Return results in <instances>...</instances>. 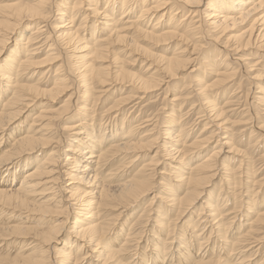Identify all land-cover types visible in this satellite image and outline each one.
<instances>
[{"label": "bare ground", "instance_id": "6f19581e", "mask_svg": "<svg viewBox=\"0 0 264 264\" xmlns=\"http://www.w3.org/2000/svg\"><path fill=\"white\" fill-rule=\"evenodd\" d=\"M5 1L0 0V55L6 53L9 40L12 43L15 39V45L7 51L4 60L0 57V60H3L2 63L0 62V144L5 138L3 131H9L12 126L21 121L23 123L9 131L7 135L9 141L5 142L7 149L0 156V211L3 208L13 212V214L11 211L10 215L7 214L8 222L15 223V218L21 220L19 224L5 225L6 227H2L1 231L3 230L11 237L32 236L34 241H38V248L35 246L29 254H25V250L31 248L26 245L28 247H23L14 257H10L13 253L11 255L8 253L10 256L3 258V261L6 260L8 264H47V261L52 264H81L93 254V258H95L86 264H93V261L94 264H248L252 261L254 251L250 253L251 255L246 256L244 253L251 249L244 250V248L251 244H257L261 239L257 233L261 227H264V207L261 211L252 213L251 217L246 215L253 211V206L257 205L255 198L252 197L255 195V191L252 195L250 194L252 188H249L257 182L251 177L253 165L243 158L225 156V154L234 152L231 134L221 126L224 121L222 115L226 112L225 108L230 103L231 96L225 100L222 107L215 104L221 91L236 76L237 70L246 73L251 67L249 62L242 63L240 59H234L238 64L237 69L233 68L232 70V66L228 69V64L225 69H217L216 60L214 63L212 61L215 59L213 53L205 54L204 49L206 44L214 38L218 39L222 33H227L246 23V25L249 24L246 30L238 35L230 36L225 43L221 44L226 46L229 43V48L233 47L231 50L236 54L251 46L264 52V0H152L155 3H148V0H87V8L79 15L81 17L79 22V18L74 12L83 4L81 0H75L72 5L68 0H61L57 4L51 3L48 6L46 2H53V0H25L21 2L18 0V2L10 4ZM98 3L104 7L99 9ZM50 8H54L55 11H50ZM54 13H57L56 23L58 25L52 26L53 31L46 33L45 31L50 27L47 21ZM93 16L103 21L97 20L96 23L95 20L92 29L85 32L87 23ZM164 18L168 20L164 22ZM183 22L185 23L183 24ZM98 23L102 25V29ZM144 26L146 28H142ZM212 34H215L216 37ZM51 39L60 43L59 45L64 50L65 48L71 49L69 57L73 60L72 75L75 73V79L79 81V84L90 88H84L85 90L81 92V103L76 102L77 104L75 103L73 106L68 105L72 93L65 100L63 108L58 111V114L56 113L57 115L48 114L46 111L48 105L44 104L41 110L37 111L38 114L26 122L24 119L31 117L28 112L36 99L59 97L70 86L68 81L71 76L60 74L59 68L54 70V75H49L53 67L48 66L56 60L55 56H51L53 51L51 47L54 42L48 45ZM139 40L150 45V49L139 44ZM172 42H176L173 51L169 49ZM159 44L169 45L161 50L170 56L152 52L158 48ZM40 53L50 54H46L47 56L42 62H34ZM134 55L137 57L134 58ZM246 55H250V52ZM200 56L202 57V68L207 69L212 66L214 79L210 84L201 83L200 77L199 80L195 79L199 88L192 89L191 92L173 90L176 93L166 102L168 106V117L164 122L166 128L159 132L165 140L158 147L153 145L157 135L154 137L151 135L157 125L154 124L155 122L149 125L154 120L153 113V115H144L145 118L140 116L134 124L131 119H128L129 113H127L117 123L116 116L121 110V106L120 103L115 102L103 111L99 127L92 123L96 117L98 102L109 91L105 89V86H112L118 81L127 80L129 86L133 87L136 97L141 99L145 98L144 95L147 92L160 91L165 87L163 89L164 101L166 100V89L172 87V81L180 72L189 69L188 65L195 62L196 59L199 60ZM130 57L134 58L133 62L141 64V73L144 75H134L125 70L124 61L129 62L128 58ZM195 57L197 58L195 59ZM108 58L110 62L107 66L103 67L100 64L95 67V63ZM255 59L257 60L255 65L264 62V57ZM250 60L252 61V59ZM116 62L118 65H114ZM148 62L150 63L147 65ZM39 66H44V70H35ZM109 66H112L109 68L110 70L115 69V71H111V74L108 71ZM142 66L147 67L144 69ZM69 69L67 70L69 71ZM150 71L153 72L150 73ZM36 72L41 73L34 81ZM192 73L198 74L194 68L190 69L189 74ZM28 74L27 78L23 77ZM48 75L51 79L46 81L49 78ZM90 82L96 83L100 89L94 98L90 96ZM255 85L253 84V86ZM191 93L195 94V97L200 94L204 96L201 99L204 108L200 107V111L198 110L196 115L197 118H194V121H199V118L204 116L205 122L201 133L210 130V135L213 137L216 131H224L221 134L224 142L216 141L214 147L204 157L201 156L205 153L203 152L205 144L212 137L210 136L206 140L202 134L187 145L189 127L198 121L192 122L195 124L186 122V118H183L187 116V113L179 115L181 121H178L179 118L177 119L175 115V113H182L183 104ZM158 96L159 94L156 97ZM259 98L258 100H261L259 102L264 104V98ZM48 102L52 101L48 99ZM137 104L135 103L130 109L134 110L135 106H138ZM73 114H77V117H73ZM143 118L145 120L141 122ZM220 120L221 123L218 122ZM174 121H178V125H171ZM254 121L256 122V120ZM53 122L59 126L60 135L58 136L61 142L67 137L70 138L67 142L69 144L66 153L61 157L60 155L54 157V150L53 153L46 154L48 157L46 156L44 159H27L26 163L16 170V158L21 155H30L31 152L48 146L50 137L48 138L47 134L50 133L49 128ZM188 123L189 126L186 127ZM142 124L152 126V128L141 127ZM261 127L262 125L257 126L254 123L250 128L252 129L250 136H253L255 130L260 132L257 142L261 139L264 140V129ZM57 142L50 143L58 144ZM224 147H227L228 150L224 151ZM153 148L157 149L154 156L144 161L136 173L132 175L136 168L134 167L128 173L127 179L114 182L110 178L109 182L104 181V173L114 161L110 159L111 156L114 158L121 156L127 160L125 163L127 167L124 164L123 166L128 169L145 158V152L153 150ZM157 155H161L163 159L169 161L162 163L163 169L160 171L157 170L158 166H161L156 158ZM7 164L10 165L9 169L5 167ZM114 171L117 172V170ZM155 175H158L160 180L166 184L161 190L163 196L158 197V194L155 195L156 197L154 196L155 200H159V205L157 204L155 232L151 235L153 241L147 240V245L142 251V247L136 245V242H140L141 239L136 237L142 235V232L135 235L127 232L124 235L119 229L115 233L116 237L114 234L112 235L115 239L110 241L108 247H100L104 236L110 232L108 222L98 217L100 208L114 209L117 212L113 216L116 220L123 213L120 211L121 209L126 210L131 202L139 199L149 190L150 180ZM219 176L221 181L227 182L228 197L231 196L233 203V207L230 209L228 208L230 199L220 196L222 189L216 198L208 189ZM241 176H245V179H241ZM17 177L20 178L19 182H16ZM170 177L173 178L174 183H170V179H168ZM118 178L121 179V176ZM248 179L251 180L249 187L246 186L249 183ZM242 183L245 184L246 193L244 195L246 209L243 214L238 211L242 208L241 205L236 203L238 202L236 201L238 200L237 194L242 191L239 192L235 189ZM36 196H40L37 199L45 200L36 204L31 200V197ZM202 196H206L205 201L201 203L202 209L200 210H204V217L200 215L203 220L201 222L197 220L198 223L195 222L191 225L189 217L183 223V229L181 226L179 232L175 231L177 220L188 213L194 202ZM162 203L167 206V209ZM64 206L66 207L64 208ZM62 208L66 209L65 213L79 209V212L75 214L77 218L71 225L68 218L60 220L58 217L52 216L54 209ZM14 211H23L24 215H20L22 218L17 217ZM168 213L173 215L172 220L168 218L170 216ZM38 215L39 218H36L35 216ZM243 217L250 218L244 220L246 222L243 224L240 221ZM11 219L13 220L11 221ZM236 220L239 223L233 225ZM26 223L33 224V227L25 226ZM125 223L126 221L123 224L125 225ZM134 224L135 222L131 223L130 227L132 228ZM207 224L209 227L206 230ZM198 226H201L200 229H202L199 233L195 230ZM231 227L234 232L229 235L228 231ZM68 230L72 237L71 241L64 242L62 240L59 242ZM205 231H207L206 235L203 234ZM119 240L120 244H118ZM58 243L61 244L60 248L53 247ZM173 243L177 248L172 247ZM116 247L118 248L116 249Z\"/></svg>", "mask_w": 264, "mask_h": 264}, {"label": "rangeland", "instance_id": "374dc122", "mask_svg": "<svg viewBox=\"0 0 264 264\" xmlns=\"http://www.w3.org/2000/svg\"><path fill=\"white\" fill-rule=\"evenodd\" d=\"M15 1L18 2V0H6L5 3L10 4V3H14ZM21 1H25V0H19V2H21ZM60 1L61 0H53V2L47 1L46 3H47V6H48L51 3H56L57 4ZM68 1H69L70 5H72L75 2V0H68ZM81 1L83 2V4L81 5L80 8H78V10H77L78 12L77 11L74 12V13L77 14V17L79 18L78 19V22L81 20V17H79V15H81V13L84 12V10L87 8L86 7L87 6L86 5V1L87 0H81ZM147 2L148 3H155V2H152V0H148ZM98 7H99V9H102L104 7V5L101 6L98 3ZM50 11H55V9L54 8H50ZM51 16H52L51 19L47 21V22H49V26L50 27H48L49 29L45 31L46 33L50 32V31H53L51 29L52 26L58 25L56 23L57 22V18H58L57 13L56 14L54 13ZM93 17H91L90 18V21L87 23V26L85 28L86 29L85 32H87V31H89V30L92 29V26L94 24L93 22L95 20H96V23L98 22L97 20H101V19L96 18L95 16H93ZM167 20H168L167 18H164V22H166ZM101 21H103V20H101ZM184 23L185 22H183V24ZM98 26L100 27V29H102V25L101 24L98 23ZM158 26H160V25H158ZM248 27H249V24L246 25V23H245V24H242L240 26H237L236 28H234L233 30H231V31H229L227 33H222L218 37V39L215 40V38H214V40H212V41H210V43L206 44V47L204 49L205 50L204 52H205V54L211 53V52L213 53V56H214L215 59H213L212 61L214 63V61L216 60L215 63L217 64V69H225V67H226L227 64H228V69L231 68V66H232V70H233V68H236L237 69V65L238 64L235 62L234 59H237V60L240 59L242 61V63L243 62L244 63H248L249 62L248 64L251 67L246 73L245 72H242V71L241 72H238V70H237V72L235 73L236 76L231 79V82H229V84L226 86V88L221 91L220 97L215 101V104H217L218 107H222L223 104H224V102H225V100L231 96L230 99H229V102L230 103L225 108L226 112H224L223 115H222L224 117V121L223 122L221 120L218 121L219 123L222 122L221 123L222 129H224L227 133L231 134L230 137L232 139V142L231 143L233 145L234 152L229 153V154H225V156L226 157L233 156V157L239 158V159H242L243 158L246 162H249L250 161L252 163V165H253L252 166V175H251V177H252V180H254L255 182L257 181V182L256 183L255 182H252V183H255V184H252V186H251V182H250L251 180L248 179L249 180V183L246 184V186H248V187L251 186V187H249L250 189L252 188L251 189L252 191H250V194L253 195L254 194V191H255V195H253L252 197L255 198V199L254 198L253 199L255 200V204H257V205H255V206L252 207L253 208V211L252 212L246 213L247 216H250L251 217L252 213L254 214V212L255 211H258V210L261 211L262 208L264 207V205H263L264 204V201H263V198H264V146H263L264 140L261 139V140H259L257 142V136L260 134V132L258 130H255V132L253 133V136H250L251 135L250 134V131L252 130L250 128H251V125H253L254 123H255V125L257 124V126L258 125L259 126L262 125L261 129H264V106H263L264 104L262 102L261 103L259 102L261 100H258L259 97L262 98V99L264 98V95H262V94H264L263 93L264 92L263 91L264 90V68H263L264 67V62H262V64H260V65H255V63L257 62V60L255 58H257V57H264V55H262V54H264V52L251 46V47H249L246 50H240V52H238L236 54L235 52H233L231 50L233 47H230L229 48V43L226 46H223L221 44L222 42L225 43V41H227V39L230 36L238 35L241 32H243L244 30H246ZM142 28H146V27L144 26ZM44 30H45V28H44ZM226 34H228V35H226ZM212 35H214V37H216L215 34H212ZM8 42H9V44H8V48L6 50V53H3V54L0 55V57L3 58V60L5 59V57H6L7 53H8L7 51L8 50H11L14 47V45H15V39L12 41V43H11V40H9ZM138 42L142 46H145L146 48L150 49V45H146L145 42H142L141 40H139ZM52 43H53V46L51 47V49H53V51L51 52V56H53V57L55 56L54 58L56 60L54 62H52V64H49V66H48V67H53L49 75H54L55 74V71L54 70L55 69L57 70V68H59L58 71H59L60 74L71 76V78L69 77V81H68V84L70 86L68 87L67 91L64 94H62L61 96H59V97H54V98H48L47 97V98H39V99H36L35 102L32 105V108L28 112V114H30L31 117L29 119H24L26 122H29L35 115H37L38 112H39V110H41L42 105H44V104L45 105H48V109L46 110L48 114L51 113L53 116L57 115L59 113L58 111L63 108V104H64L65 100L72 93L74 95H76V96H74L73 94L70 96V98H69V103L70 104L68 103V105H72L73 106L76 102L77 103H81L80 102V100H82L81 99V92L84 91L87 87H89V86H84L81 83L79 84V81H77V79H75L76 78L75 73H74V75H72L73 72L71 70V68H72L71 65L73 63V60L69 57L70 54H71V52H70L71 49L70 48H67V49L65 48V50H64V48H62V46L59 45L60 43H57V42L53 41L52 39L48 42V45H50ZM172 43L173 44H172L171 48H169V49L173 51V49L175 48V43L176 42H172ZM116 47H119V46H116ZM167 47H169V45L159 44L158 45V48L156 50H153L152 52L155 53V54H163L164 56H170L168 54L163 53V51L161 50V48H167ZM46 49H47V47H46ZM55 51H57V52L59 51V53H57ZM65 52H66V54H64ZM249 52H250V55L247 56L246 54L249 53ZM253 52H254V55H253ZM46 54L48 55L50 53H40L34 59V62H36V61H37V63L38 62L39 63L42 62L44 60L45 56H47ZM205 54H203V55H205ZM65 55H66V57H65ZM198 56H199V54H198ZM60 57H61L62 60L60 59ZM126 57H128V56H126ZM135 57H137V56L134 55V58ZM64 58H65V60H64ZM134 58H131V57L128 58V60H130L129 62L126 61V60L125 61L123 60L124 61V68H125V70H127L129 73H133L134 75H138V74L139 75H144V74L141 73L142 72L141 64L139 62H136V61L133 62ZM196 58L197 57H195V59ZM201 58L202 57L200 56V59H199L200 62H199L198 59H196L195 62H193L192 64L188 65V67H190L189 69L183 70L182 72H180L179 75L176 76V78L172 81V87L170 89H168V90L166 89V91H167L166 93L167 94H166V100H164V101H163V98H164L165 95H163L164 94L163 89H165V87H163L160 91L156 90V91L147 92L144 95L145 98L141 99L138 96H137L138 98L136 97L135 92H133V87L131 85L129 86V84L127 83L128 82L127 80L118 81L117 84H112V86H105V89H107L109 91L106 94H104V96H103L104 98H101L100 101L98 102L99 104L96 107L97 108L96 117L94 118V120H93L92 123H94V125H96V126L99 127L100 118L102 116L103 111L106 110L107 108H109L115 102L116 103H120V106H121V110L118 111L119 114L117 113V116H116V120H117L116 122L117 123H119V121L121 119H123V116L125 117V115L127 113H129L128 116H127L128 119L129 120L131 119L132 120L131 122H133V124L135 123V121L137 122V120L140 118V116L142 117L144 115L146 116L147 114L149 115V114H152L153 113L155 115V117L153 118L154 120L151 123H149V125L152 124L153 122H155L154 124L158 126V127L155 126V128L153 129V131L151 133V135H153V137H154V135L155 136L157 135L156 136L157 139L154 140L155 142L153 141L154 142L153 145L155 147H158L163 142V140H165V139H163L161 133H159V132H161V130H163V129L166 128L165 127L166 124L164 122L166 121V119L168 117V109H167L168 106L166 105L167 99L168 100L171 99L173 97V95L177 91L178 92H180V91H183V92H185V91H188L189 92L190 91L191 92L192 89L197 90L199 87H198V85H196V82L195 81L196 80H199L198 79L199 77L201 79L200 80L201 83H207V84H210L213 81V79H214V77L212 76L214 74L212 72V66L209 67V68H207V69L202 68V66H201ZM250 59H252V61ZM3 60L1 59L0 62L2 63ZM104 60H106V61H104ZM104 60H102V62L100 61V62L95 63L94 64L95 67L99 66L100 64L103 67H105V65L107 66L109 64V62H110L109 61V58L108 59H104ZM66 61H67V63H66ZM62 62H64V63H62ZM117 62H119V61H117ZM117 62L114 65H118ZM250 62H251V64H250ZM68 63H70V65H68ZM149 63L150 62H148L147 65ZM213 63H211V64H213ZM192 66H194V67H192ZM111 67L112 66H109L108 67V71H109L110 74H111V71L112 72L115 71L114 68L112 70H110L109 68H111ZM142 67H144V69H145L147 66H142ZM261 67L263 68L262 70L260 69ZM192 68L196 69L197 72H198V74H196V73L189 74L190 69H192ZM67 69H69V71ZM35 70L42 71V70H44V66H39L38 68H35ZM65 71H67V72H65ZM152 72L153 71H150V73H152ZM40 73L41 72H36L35 73L36 75L33 78L34 81L36 79H38V75ZM112 74L114 75V73H112ZM194 74L196 76L195 78H194ZM49 75H48V77H49ZM28 76H29V74L28 75H23V77H26V78ZM147 76H148V74H147ZM253 77H255V78H253ZM50 79L51 78L49 77V78L46 79V81L47 80L49 81ZM71 84H72V86H71ZM90 84H91L90 85L91 86L90 96L94 98L95 96L98 95L100 89L98 88V85L96 83H94V82L91 83L90 82ZM253 84L254 85L256 84V85L253 86ZM73 86H76V87L75 88H72ZM173 90L174 91L176 90V92H174ZM95 91H98V92H95ZM188 92H186V93H188ZM249 92H250V94H249ZM157 94H159L158 97H156ZM133 96H135V97H133ZM200 96H202V97H200ZM203 98H204V96L202 94L196 95V97H195V94L191 93V95L189 96V98H186V100H185V102L183 104V107H182L183 108L182 109L183 111H182V113H175L177 119L178 118L180 119L179 115L184 114V113L185 114L187 113L186 114L187 116H185L183 119L186 118V122L189 121V123H192L197 118L196 115H197V112L200 109V107L204 108V105H202L203 103L201 102V99H203ZM45 99H47V100H45ZM48 99L50 101H52V102H48ZM234 99H235V101H234ZM101 101H103L104 103L103 102L101 103ZM135 103L136 104L138 103L137 104L138 106H135L136 108L134 110L133 109L131 110L130 108L133 105H135ZM163 103L165 104V106H164ZM249 106H250V108H248ZM139 110H140V112H139ZM249 110H251V112H249ZM143 113H145V114H143ZM74 116L77 117V114H73V117ZM134 116H136V117H134ZM145 116H144V118H145ZM144 118L141 120V122L143 120H145ZM179 119H178V121H181V119L180 120ZM254 120H256V122ZM178 121L177 122L174 121V123H172L171 125H174V126L175 125H178L177 124ZM196 121H198V120H196ZM196 121H194V122H196ZM201 121H203V122H201ZM204 122L205 121H204V116H203V118H199V121L196 124L195 123H192V124H195V125L190 124L192 126L189 127L190 132H189V136L187 137V140H186L187 145L190 144L192 141H194L195 138H197L199 135H202V134L204 136L203 138H205L206 140L208 139V137H210V136L212 137V135H210V130L207 131V132L201 133ZM21 123H23V122L21 121L20 123L15 124L14 126H12L10 128L9 131L14 130ZM44 123H46V122H44ZM189 123H188V125L186 127L189 126ZM56 125H57L56 122H53L50 125V128L51 129L49 128V132L50 133L47 134V137L48 138L50 137L51 139L49 138L48 146L41 147L40 149L31 152L30 155H28V154L27 155H21L18 158H16V161H17L16 162V166H15L16 167V170H18L22 165H24L26 163L27 159H30V158H33V159L34 158L44 159L47 156L46 154H49V153L51 154V153L54 152V150H55V154L53 155L54 157H57L58 155H60V157H61L63 154L66 153L65 151H67V149H68L67 145L69 144L67 142H68V140L70 138L67 137V138H65L64 141L61 142L60 137L58 136V135H60V132H58L59 131V128H58L59 126H56ZM145 125L146 124H142L141 127L144 126L145 128H148V129H151L152 128V126L150 127L148 124H147L148 126H145ZM142 129H144V128H142ZM189 129H187V130H189ZM9 131L8 130L7 131H3V133L5 134V138H6V139L4 138V140H6V141L3 140L1 142V144H0V149L2 150V152H0V156L2 155L3 151H5L7 149V146H5V145H6L7 141H9L7 139V135L9 134ZM54 131H56V132H54ZM55 133H57V134H55ZM222 133H224V131H216V134H213L212 139L211 140H208V142H206V144H205V148H204L203 152H205L206 154L203 153L201 157H204L205 155H207L209 153V151L212 149V147H214L216 141L222 140L221 142H224L223 135H221ZM57 138L59 139L58 142H57V140H58ZM251 138H253V139H251ZM52 141L57 142L58 144L50 143ZM252 144L253 145L255 144V145L253 146ZM223 149H224V151H227L228 150L227 147L226 148L224 147ZM156 150H157L156 148H153V150L146 151L145 152L146 153L145 158L139 160L138 162L135 163V165H132L128 169L125 168V167H127V166H125L126 165L125 163L127 162V160H125L121 156H118L116 158H114V156H111L110 159H112L114 161L111 160L112 161V165L107 169V171H105L104 175L105 176L108 175V176H106V179H105V176H104V181L105 182H109L110 180H108V179H110V178H111V181H114V182H118L119 180L122 181L123 179H127L128 173L131 170H133L134 167H136V168L132 172V175H133V173H136L137 170L139 169V167H141L140 165L144 161H147V159L149 160L150 158H152L154 156ZM160 156L161 155H157L156 156V158L161 163V166H158V169H157L158 171H160V170L163 169L162 163L169 162L168 160H165V159L162 158V156L161 157ZM123 164H124L125 167L123 166ZM5 167L9 169L10 168V165L7 164ZM114 170H117V172L114 171ZM126 171H128V172H126ZM3 174H5V173L3 172ZM253 174H254V176H253ZM119 176H121V179L118 178ZM17 178H16V182H19V179L20 178H18V180H17ZM168 179H170L169 180L170 183L171 182L172 183L175 182V181L173 182V178H171V177L168 178ZM241 179H245V176H241ZM150 181H151V185H150L149 190L145 194H143L142 196H140L139 199H136L134 202H131L130 206H128V208L126 210L121 209L120 211L121 212L123 211V213L116 220H115V217H113L115 214H117V212H115L114 209H109V208H106V207L105 208H100L98 217L99 218L101 217V219H105L104 221L108 222V225H110V232L107 233L106 236H104V238H103V240H102V242L100 244V247H102V248L108 247V245H110V241L113 240V238L115 236V233L119 229L122 230V234H124V235L127 232L128 233L131 232L133 235L142 232V235H140V236L138 235L136 237V238H141L140 239V242L139 241L136 242L137 243L136 245L138 247H142V251L144 250V248L147 245L146 244L147 243V240L153 241L151 235H153V233L155 232L154 229L156 227V225H155V217H156V213H157L156 210H157V206L159 205V200H157V199L155 200L154 196L155 195L157 196V194H158V197L163 196V194H161L162 193L161 190H163L166 182L161 181L160 180V177L158 175H155L152 178V180H150ZM152 181L155 182V183H153ZM99 182H100V180H99ZM261 182H263V183H261ZM152 183H153V185H152ZM159 183H161V184H159ZM244 185L245 184L242 183L240 186L235 187V189L236 190H239V192L240 191L243 192V193L241 192V193L237 194L238 196L236 197L238 199V200H236V201H238L236 203H238L242 207V208H240L238 210L239 213H241V214L245 213V209H246V205L244 204V202L246 201L245 200V196H244V195H246ZM260 185H262V186H260ZM208 189H210L209 190L210 193L214 194V197L215 198H216L217 194L220 193L219 192L220 189H222V191L220 193V196H222V197L225 196L227 198L228 197V194H229L228 193L229 191L227 189V182H225L223 180L221 181L220 180V176L217 177L213 181L212 185L209 186ZM179 194L182 195L183 193H179ZM205 197L206 196H202L200 199L196 200L194 202L193 206L191 207V209L189 210V212L186 213L185 215H183L181 219H178L177 220V223L178 224H176V226H175V229H174L175 231H178L179 232L180 231L179 227H181V226H182V229H183V223L185 221H187V219L189 217L191 218V225L194 224L195 222L198 223L197 220H200L199 222H201L203 220V219H201V216L204 217V215H203L204 210L203 211H200V210L202 209L201 203L203 201H205ZM230 197L231 196L228 197L230 199L229 200V203L230 204H228V208L229 209L233 207V203L231 201L232 198H230ZM37 198H40V196L31 197V200H33V202L36 203V204H39V203H41L42 201L45 200V199H37ZM70 202H72V201H70ZM162 205L165 206V204H163V203H162ZM65 207L66 206H64V208ZM165 207L167 209V206H165ZM0 209H1V207H0ZM10 211L11 210H7V209H3V208H2V211H0V216H1L0 217V220H1L0 221V224H1L0 225V232L3 233V234L2 233L0 234V251L2 252V253L0 252V263L1 264H8L6 262V260H5V262L3 261V258L9 257L12 253L13 254L10 257H12V256L14 257L15 254L17 252H19V250L23 249V247H25L26 245H28L31 248H29V250H25L24 253L25 254H29L32 251L33 247H35V246L37 247V242H38L37 240L34 241L35 239H32V236H23V237H16V236L14 237V236H12L11 237L8 234L4 233L3 230L1 231V228L2 227L9 226L10 224H11L10 226H12V225H15V224H19L20 223V220L21 219H18V218H15L16 219L15 220L16 221L15 223L14 222H8L7 221L8 215H10L11 212H12V211L11 212ZM54 211H56L57 213L54 212ZM65 211H66V209L63 210V208L62 209H56V210L54 209L53 210V213H52V216H54V218L55 217H58L60 220L61 219H64L65 220V218L66 219L68 218V220L70 219L69 221H70V225H71V223L77 218V216H75V214H77V212H79V209L78 210L77 209H73V212L67 211L65 213ZM4 212H5V214H4ZM58 212H61V213H58ZM200 212H202V213L200 214ZM23 213H24L23 211H21V212L14 211V214L17 217H20V218H22V216L24 215ZM12 214H13V212H12ZM21 214H22V216H20ZM165 214H167V213L165 212ZM168 215H170V214L168 213ZM171 215L168 216V218L170 220L173 219V215L172 216ZM35 217L36 218H39V215L38 216H35ZM250 217H247V218H244L243 217V218L240 219V221L244 224V222H246L244 220H247ZM12 220L13 219H11V221ZM125 221H126V223L124 225L123 223ZM3 222H4V224H3ZM134 222H135V224L131 228L130 227V224L131 223H134ZM144 222H146V223H144ZM238 223H239L238 220H236V222H234L233 225L234 224L237 225ZM25 226H29V227L31 226V227H33V224L26 223ZM208 227H209V225L206 227V230H207ZM200 228H201V226H198L195 229L197 231V233H199L202 230ZM231 228L228 231V234L229 235H231L234 232L233 227H231ZM243 229H244V227H243ZM69 232L70 231L68 230L66 233H64L63 238H61L59 242H61L62 240L64 242L71 241V238L72 237H71V235H69ZM206 233H207V231H205L203 234L206 235ZM263 233H264V227H261V230L257 233V235L261 237L260 241L257 244H253V245L251 244V246L244 248V250L245 249L246 250L251 249L249 252H245L244 253V254H246V256L247 255H251L250 253H252L254 251L253 252L254 253V256L252 257V261H250L248 264H258L259 262L262 263V264H264V261H263L264 260V234ZM113 234H114V236H112ZM26 238H28V239H26ZM118 244H120V240H119ZM28 246H26V247H28ZM53 247L60 248L61 247V244L60 243L54 244ZM172 247L173 248H177V247H175V243L172 244ZM113 248H115V247H113ZM117 248L118 247H116V249ZM34 249H36V248H34ZM194 252H195V250H194ZM8 253L10 254L9 256H8ZM148 253H150V252L148 251ZM93 256H94V254H93ZM93 256H90V258H87V260L83 261V263H81V264H86V262L88 263L89 261H91V259H94L95 258V257L93 258ZM123 262L126 263V261H123ZM92 263L94 264V261ZM47 264H52V263H49V261H47Z\"/></svg>", "mask_w": 264, "mask_h": 264}]
</instances>
